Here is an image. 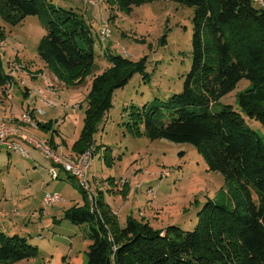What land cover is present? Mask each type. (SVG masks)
Listing matches in <instances>:
<instances>
[{
  "label": "rangeland",
  "instance_id": "1",
  "mask_svg": "<svg viewBox=\"0 0 264 264\" xmlns=\"http://www.w3.org/2000/svg\"><path fill=\"white\" fill-rule=\"evenodd\" d=\"M65 13L75 14L87 26L95 53L92 75L70 83L65 76L76 72L55 70L39 55L48 23L64 18ZM104 27L111 32L105 39L101 33ZM195 28V8L168 0L146 2L131 12L107 0H44L38 15L18 25H10L0 16V73L8 77L4 85L0 82V122L52 149L49 141L53 139L58 145L54 152L75 160L73 146L84 128L93 78L112 66L111 57L125 56L134 62L144 58L145 69L114 92L112 108L92 136L94 154L88 182L93 199L88 198L95 209L97 194L103 192L104 201L122 226L128 216H133L149 221L156 229L178 226L193 231L207 203L234 208L233 186L222 174L208 170L194 145L148 138L134 114L161 106L162 120L171 122L173 112L163 106L184 89L193 65ZM204 39L209 44L207 31ZM13 66L18 71L12 75ZM44 77L55 85V92H44ZM22 80L29 88L43 91L49 104H44L41 96L32 101L26 98ZM11 81L14 86L6 88ZM248 85V81H241L222 103L232 105L264 141V125L245 117L239 107L238 96ZM28 108L35 111V116L31 114L37 122L34 125L22 119ZM39 108L44 115L38 114ZM50 122L51 130L40 126ZM136 125L142 134H136ZM24 146L29 158L6 151L0 154V232L26 238L38 249V255L0 264H87L90 227L65 218L66 211L85 204L84 188L41 151ZM53 169L59 179L50 174ZM47 194H58L62 200L45 206Z\"/></svg>",
  "mask_w": 264,
  "mask_h": 264
},
{
  "label": "trees",
  "instance_id": "2",
  "mask_svg": "<svg viewBox=\"0 0 264 264\" xmlns=\"http://www.w3.org/2000/svg\"><path fill=\"white\" fill-rule=\"evenodd\" d=\"M107 1L131 12L133 7L154 0ZM168 1L196 10L192 69L183 91L163 106L173 112L170 123L162 120L161 106L134 115L148 138L194 145L208 170L222 174L233 186L234 208L207 203L193 231L178 226L156 229L149 221L133 216L122 226L104 201L103 192H98L93 209L83 189L85 204L66 211L65 218L90 227L87 264H264V141L232 105L222 103L241 81H248L238 96L239 107L245 117L264 125V7L253 0ZM43 3L0 0V16L15 26L38 15ZM69 14L48 23L39 55L55 70L76 72L65 76L70 83L92 75L95 53L90 30L75 14ZM206 31L209 44L204 39ZM111 61L109 69L93 78L84 128L73 146L76 156L92 150V136L112 108L114 92L145 69L144 58L134 62L116 56ZM7 81L0 73V82L4 85ZM51 124L40 126L51 130ZM136 130L137 135L142 134L137 125ZM49 142L53 149L58 147L53 139ZM37 255L38 249L26 238L0 232V262Z\"/></svg>",
  "mask_w": 264,
  "mask_h": 264
},
{
  "label": "built area",
  "instance_id": "3",
  "mask_svg": "<svg viewBox=\"0 0 264 264\" xmlns=\"http://www.w3.org/2000/svg\"><path fill=\"white\" fill-rule=\"evenodd\" d=\"M253 2L259 5L260 7H264V0H253ZM101 33L104 39L109 37L111 34L110 30L107 27H104ZM17 71L18 67L15 68L13 66L12 75L15 74V72ZM43 81L45 93L55 92V85L50 80L44 77ZM20 84L21 86H24V90L26 87L28 88V90L26 91V98H29V100L32 101L35 97L41 96V101L44 104H49V99L43 91L37 90V88H29L27 86L26 81L24 80H22ZM12 86L13 81H11L9 86L6 85V88L10 89L12 88ZM29 104L31 103L29 102ZM44 113L45 112L41 110V108L38 109L39 115H43ZM31 114L33 113L28 108L27 113L22 116V119L25 123L34 125V123L36 124L37 122L32 119ZM17 132L20 134L18 137L16 136V134H18ZM24 143L36 150L41 151L47 158L52 160L55 166H61L67 174L71 175L79 182L81 187L87 190L88 197L93 199L91 187L89 186L88 182L89 171L91 167V158L93 156L92 150H87L82 155L77 156L75 160H68L62 152H54V149L48 146L49 144L46 145L45 143H42L40 139L32 137L26 133H22L0 122V154L6 151L18 153L22 157L29 158V150L27 149V147L24 146ZM50 174L53 176L54 179L59 178V174L54 169L50 171ZM149 193L154 194L153 190L151 189L149 190ZM61 200L62 198L58 194H47L44 197L43 202L45 206H50L52 204L58 203Z\"/></svg>",
  "mask_w": 264,
  "mask_h": 264
},
{
  "label": "crops",
  "instance_id": "4",
  "mask_svg": "<svg viewBox=\"0 0 264 264\" xmlns=\"http://www.w3.org/2000/svg\"><path fill=\"white\" fill-rule=\"evenodd\" d=\"M23 95L25 96V94H23ZM32 113H33V115H34V114H35V111H34V112H32ZM44 114H45V113H44ZM44 114H43V115H44ZM34 116H35V115H34Z\"/></svg>",
  "mask_w": 264,
  "mask_h": 264
}]
</instances>
